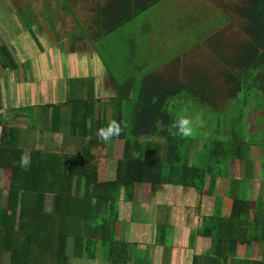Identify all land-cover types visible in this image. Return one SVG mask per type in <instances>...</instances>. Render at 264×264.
I'll use <instances>...</instances> for the list:
<instances>
[{"label": "trees", "instance_id": "obj_1", "mask_svg": "<svg viewBox=\"0 0 264 264\" xmlns=\"http://www.w3.org/2000/svg\"><path fill=\"white\" fill-rule=\"evenodd\" d=\"M39 1L26 0L14 14L35 41L39 38L33 27L42 21L54 24L61 17L55 19L54 15L63 11V16L73 17L77 29L71 35L72 43L91 45L164 0H42L44 9L38 11L35 6ZM185 1L191 9L190 19H186V11H180L175 22H190L192 33L182 37L199 43L201 49L191 51L186 59L187 54L180 52L183 57L161 72L146 73L136 98L135 75L128 85L121 86L107 68L115 82L116 96L111 101L113 120L122 126L119 137L107 144L98 139L97 130L112 120L101 122L95 96H70L76 111L82 110L72 130L84 138L81 154L32 151L25 166L19 130L0 126V168L5 171L4 189L9 193L7 205L0 203V264H5L7 256L9 264H70L71 239L78 258L86 254L95 258L101 244L107 248L110 262L129 263L138 245L126 240L124 233L116 237L120 200L135 203L139 193L153 198L163 185L204 193L208 182L207 193L213 194L217 176L230 177L232 160L237 171L244 166L248 169L252 148H264V0H221L216 3L218 10L201 9L195 0ZM80 14L90 15L83 22ZM229 29L237 35L226 37ZM59 39L63 40L62 36ZM2 51L1 61L13 68L12 53L4 46ZM179 98L193 99L219 114L229 105H241L256 115V130L250 134L259 136L260 141H252L233 122L228 133L219 132L220 136L207 144L211 164H191L194 149L183 152L190 139L175 135L172 127L180 117L170 107ZM238 188L235 182L228 190L231 204L227 215L220 201L218 211L204 217L203 235L213 238L215 244L214 256L204 257L211 263L226 264L237 256L239 245L257 242L264 246V201L242 199ZM4 189L0 188V200ZM157 230L163 233L165 226L158 225ZM201 260V256L195 258L196 263Z\"/></svg>", "mask_w": 264, "mask_h": 264}, {"label": "crops", "instance_id": "obj_2", "mask_svg": "<svg viewBox=\"0 0 264 264\" xmlns=\"http://www.w3.org/2000/svg\"><path fill=\"white\" fill-rule=\"evenodd\" d=\"M16 8L11 7L9 0H3L0 5V35L4 40V44H0V126L19 130L18 145L29 160L31 152L37 150L81 154L84 138L72 130L73 121L77 115L80 117L82 110L76 111L74 98L70 100V96H95L97 116L102 122L113 110L111 100L116 96L115 82L100 56H93L95 44L71 42L67 47L65 41L58 40L52 42L58 46L55 45L54 52L45 59V47L38 45L32 33L14 16ZM3 46L12 53L13 68L1 61ZM47 47L50 49V44H46ZM2 140L0 136V142ZM233 163L232 160L230 180L236 179ZM249 170V179L255 184L254 193L251 198H241L254 203L264 201L261 169L255 168V173H260L258 178H252ZM4 173L0 168V188L3 189ZM223 182L218 179L217 186L220 188ZM208 189L209 182L204 193L195 188L163 185L153 198L139 193L135 203L120 200L116 237L124 233L126 240L138 245L132 261L123 264H217L204 258L208 254L214 256L215 252L214 239L202 232L204 217L213 216L220 201L227 215L231 202L229 188L213 191V194H208ZM8 194L4 189L0 200L2 207L7 205ZM158 225L165 226L163 233L158 232ZM71 242L70 247H73L72 239ZM105 249L100 244L93 259L87 254L78 258L72 251L68 254L70 264H114L109 261ZM200 256L202 260L196 263L195 258ZM5 264H9V256L5 257ZM226 264H264V246L257 242L248 247L239 245L237 256Z\"/></svg>", "mask_w": 264, "mask_h": 264}, {"label": "rangeland", "instance_id": "obj_3", "mask_svg": "<svg viewBox=\"0 0 264 264\" xmlns=\"http://www.w3.org/2000/svg\"><path fill=\"white\" fill-rule=\"evenodd\" d=\"M2 1L3 0H0V5ZM6 1L7 0H5V2ZM195 1L200 3L201 9L202 7L204 8L205 6H208L214 7L215 10H218L219 8L216 3H219L221 0ZM25 2L26 0H10V5L12 4L11 7H17L18 5L24 4ZM185 3V0H164L160 5H157L149 11L139 15L132 21L121 26L114 33L104 37L97 43H94L96 45V51L93 50V56L94 54H98L100 56L102 64L105 65L104 67L109 68L114 72L115 79L118 83H120L121 86L128 85L127 81L135 75L136 83L135 89L133 91L134 98H136L139 94L141 80L146 73H152L155 71L161 72L160 70L163 67L171 65L173 62H176L181 57H183L180 55V52L183 55L185 53L187 54L184 56L186 59L191 56L188 53L191 51H194L195 53L196 48L201 49L199 43H195V41L189 40V38L186 40L185 37H182V35L188 37V35L192 33V26L189 24L190 22H186L187 25H182L180 23L178 24V22H175L180 11H186V19H190L189 13H191V9ZM36 4H38V6H35L38 8V11L44 9L42 0ZM63 15V11H61L59 14H55V19L60 16L61 17L58 18V21L52 25L47 24V21H42L41 25L36 24L33 27L37 38L40 36L38 39L39 42L37 44L45 47V59H49L50 54L54 52L53 47H55V45L58 46L56 43L52 42H57L58 38L62 36L63 41L66 42L68 47V43L72 42L71 35L75 30H77L75 29L73 23V17ZM89 15L80 14L81 20L84 22L86 17L88 18ZM231 17L233 19V16ZM182 20H184V17L179 21ZM1 22L2 20L0 18V23ZM232 23L233 22H231V24ZM62 25L63 28H61ZM229 27H231V25H229ZM55 31L56 35L53 34ZM234 35H237V31L229 29L226 37H232ZM0 44H4V40L1 38V35ZM46 44H50V49L48 47L46 48ZM63 51V46H61L60 53L63 54ZM127 90L128 89H125L126 92ZM124 106L126 107L128 104L126 103ZM170 110L178 117H186L192 121L194 131L193 134L188 137L190 139L188 146L183 150L185 153L191 148L194 149L195 156L192 157L193 153L191 154V164L201 167H207L210 165L211 162L209 161V157H207V144L209 141L219 137V132L228 133L230 125L233 124V122L236 126L244 129L252 141H260L259 136L250 134L254 133L256 130V115H254L252 112H249V110L242 109L241 105H235L234 108H231L229 105L228 110L219 114L213 112L209 108L199 106L193 101V99L183 98L182 100V98H179L172 102ZM114 114V110H111L106 115V118L113 120ZM226 126L228 127L226 128ZM251 157L252 163L249 166L250 176L252 178L255 176L257 178L259 177L260 173H255V168L257 167L258 171L261 169L260 171L262 177H264V148H258L257 146H254L251 151ZM233 166L236 175V180L234 181L239 184V196L242 198H251L254 193L253 190L255 184L253 183V180L249 179L247 174L248 169L244 166L241 168V170L239 169L237 171L235 167V161ZM230 168L228 169L229 174ZM225 169L226 168L223 167V171H225ZM164 174L166 176L168 175V167H165ZM209 177L211 178L210 175ZM218 179H220V181L224 180L220 188L217 186ZM235 182L230 180L229 175H218L215 181L216 186L214 191H218L220 189L224 191L226 190V187L230 189L232 183ZM71 244L72 242L70 240L69 247ZM72 251H75L74 246L68 249V254L71 255ZM105 251L106 253L108 252L106 249Z\"/></svg>", "mask_w": 264, "mask_h": 264}, {"label": "clouds", "instance_id": "obj_4", "mask_svg": "<svg viewBox=\"0 0 264 264\" xmlns=\"http://www.w3.org/2000/svg\"><path fill=\"white\" fill-rule=\"evenodd\" d=\"M172 127L176 130L175 135H179L181 137H190L193 134V126L192 121L189 118L182 117L179 118ZM122 132V126L121 123L117 120H112L110 123H108L105 127H101L97 130V137L98 139L107 144L109 141H111L114 138H117L121 135ZM30 163V160L27 156L22 157V164L27 166Z\"/></svg>", "mask_w": 264, "mask_h": 264}]
</instances>
